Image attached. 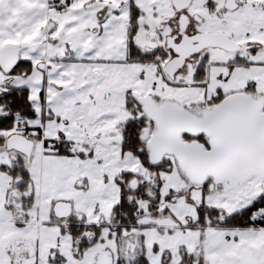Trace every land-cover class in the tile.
<instances>
[{
	"label": "snow or ice",
	"instance_id": "6c2138e0",
	"mask_svg": "<svg viewBox=\"0 0 264 264\" xmlns=\"http://www.w3.org/2000/svg\"><path fill=\"white\" fill-rule=\"evenodd\" d=\"M0 264H264V0H0Z\"/></svg>",
	"mask_w": 264,
	"mask_h": 264
}]
</instances>
